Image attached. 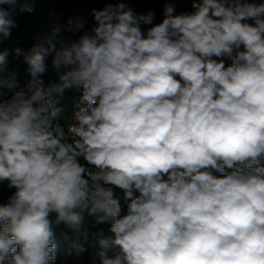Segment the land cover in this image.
I'll use <instances>...</instances> for the list:
<instances>
[{
  "label": "clouds",
  "instance_id": "obj_1",
  "mask_svg": "<svg viewBox=\"0 0 264 264\" xmlns=\"http://www.w3.org/2000/svg\"><path fill=\"white\" fill-rule=\"evenodd\" d=\"M34 2L0 0V40ZM191 8L166 5L153 24L110 4L67 43L54 27L14 49L27 93L0 51V184L15 190L0 203V264H56L60 224L77 255L93 250L88 264H264V2ZM49 56L58 80L46 85ZM68 89L80 97L65 130Z\"/></svg>",
  "mask_w": 264,
  "mask_h": 264
},
{
  "label": "trees",
  "instance_id": "obj_2",
  "mask_svg": "<svg viewBox=\"0 0 264 264\" xmlns=\"http://www.w3.org/2000/svg\"><path fill=\"white\" fill-rule=\"evenodd\" d=\"M170 0H109L105 2L103 0H35L33 12H20L19 4L17 5V11L12 14L16 26L11 29V35L9 38L0 40V51H8L7 64L5 76L14 73L18 84L17 90H23L26 93L30 90V82L32 77L28 73V65L24 61L23 55L17 56L14 49L19 47L24 52H27L34 43L38 40H44L52 33L49 29L50 25L53 27L60 26V36L64 42H70L76 40L84 32L91 34V29L95 26L96 22L92 16V10H102L108 5H116L118 3H124L127 8L133 10L136 15H147L149 12L153 14V24L162 22L164 18V8L169 4ZM174 15H177V11H174ZM77 18H83L85 21L84 29L79 32L73 33L65 30L68 25L67 21L72 19L74 22ZM151 25H145L141 23V28L146 30ZM60 47V44H57ZM51 59L49 56L46 59V64L49 66L48 71L41 76L45 84L50 82H56L58 80L57 74L51 69ZM63 71V69H61ZM12 93L8 94L10 98ZM80 92L76 89L65 90V93L61 97H57V107L62 109L56 121L61 124L65 130L69 124L76 123L74 118V112L78 109L73 105L79 102ZM83 106V105H81ZM80 162L85 165L86 168L91 169V166L87 165L81 158ZM227 171V170H226ZM223 175V174H217ZM14 189H8L6 182L0 184V203H6L9 196L12 195ZM117 196L120 197L123 203V193L119 189H115ZM52 219L55 218V214H52ZM92 221L91 217H85V224L87 225ZM98 228L107 229L108 225H98ZM54 240L57 245L56 252V264H88L89 256L92 253V249L80 255L76 254L73 247V242L77 239V236L72 234L68 230L69 239L64 238L66 226L64 224L54 225Z\"/></svg>",
  "mask_w": 264,
  "mask_h": 264
},
{
  "label": "built area",
  "instance_id": "obj_3",
  "mask_svg": "<svg viewBox=\"0 0 264 264\" xmlns=\"http://www.w3.org/2000/svg\"><path fill=\"white\" fill-rule=\"evenodd\" d=\"M105 2H108L109 0H103ZM179 1V0H170L169 1V4L168 5H172L174 7V11H175V8H176V2ZM189 3L191 4L192 0H188ZM256 2H264V0H256ZM192 9V8H191ZM249 23H252V21H249ZM225 63L226 65L230 63V61H228L227 59H225Z\"/></svg>",
  "mask_w": 264,
  "mask_h": 264
},
{
  "label": "rangeland",
  "instance_id": "obj_4",
  "mask_svg": "<svg viewBox=\"0 0 264 264\" xmlns=\"http://www.w3.org/2000/svg\"><path fill=\"white\" fill-rule=\"evenodd\" d=\"M178 7H179V5H178ZM179 8H180V13H183V12H190V11H188V10L191 9V4L189 3L188 0H184V1L182 2L181 7H179ZM192 11H193V9H192Z\"/></svg>",
  "mask_w": 264,
  "mask_h": 264
},
{
  "label": "crops",
  "instance_id": "obj_5",
  "mask_svg": "<svg viewBox=\"0 0 264 264\" xmlns=\"http://www.w3.org/2000/svg\"><path fill=\"white\" fill-rule=\"evenodd\" d=\"M183 1H184V0H179V1L176 2V8H175V11H177V14H181V13H180V8H179V7H181ZM178 5H179V7H178ZM188 11L191 12L192 9H190V10H188Z\"/></svg>",
  "mask_w": 264,
  "mask_h": 264
},
{
  "label": "water",
  "instance_id": "obj_6",
  "mask_svg": "<svg viewBox=\"0 0 264 264\" xmlns=\"http://www.w3.org/2000/svg\"><path fill=\"white\" fill-rule=\"evenodd\" d=\"M53 28H54L53 25L49 26V29L52 30V31H53Z\"/></svg>",
  "mask_w": 264,
  "mask_h": 264
}]
</instances>
